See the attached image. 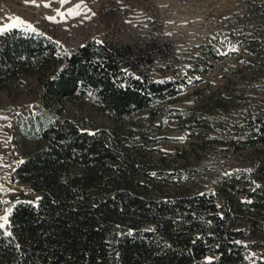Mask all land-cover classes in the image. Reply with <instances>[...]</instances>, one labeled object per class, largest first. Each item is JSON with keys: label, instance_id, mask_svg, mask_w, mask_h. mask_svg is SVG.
<instances>
[{"label": "trees", "instance_id": "16d2710c", "mask_svg": "<svg viewBox=\"0 0 264 264\" xmlns=\"http://www.w3.org/2000/svg\"><path fill=\"white\" fill-rule=\"evenodd\" d=\"M254 16L250 32L232 41L249 58L240 84L231 88L229 79L185 115L171 116L193 139V154L230 153L248 164L208 194L169 193L182 175L159 170L151 149L138 143L151 139L124 122L154 117L155 105L186 82L177 75L158 83L146 73L160 45L87 42L67 54L40 34L0 35V88L25 77L41 87L40 111L22 129L34 142L15 170L17 183L39 199L14 207L12 236L0 233V264H205L206 257L248 264L250 248L260 250L256 264H264V9ZM202 48L207 57L187 73L208 74L212 60H223L213 45ZM78 96L93 97L114 126L71 118L67 104ZM178 158L189 161L185 152ZM187 172L183 183L194 182Z\"/></svg>", "mask_w": 264, "mask_h": 264}, {"label": "rangeland", "instance_id": "374dc122", "mask_svg": "<svg viewBox=\"0 0 264 264\" xmlns=\"http://www.w3.org/2000/svg\"><path fill=\"white\" fill-rule=\"evenodd\" d=\"M45 4L50 6L45 7ZM77 4H82V14L67 15V9ZM263 5L262 0H69L64 5L59 0H0V25L11 22L7 17H19L33 25L36 31L23 26L13 29L40 34L56 43L61 53L67 54L87 42L102 41L134 47L144 43L160 45L159 49L156 48L158 54L154 64L146 73L158 83L176 80L177 75L185 77L186 82L180 85V93L176 97L155 105L154 117L140 114L124 122L129 121L141 128L137 137L144 135L151 139H140L138 143L151 149L150 155L159 170L182 175L180 184L167 189L169 193L208 194L225 173H232L248 164L242 156L230 153L201 150L198 155L193 154V139L171 116L178 112L185 115L187 109L201 103L208 90L224 86L229 79L233 81L231 88L240 84L239 75L248 73L246 60L249 58L246 48L232 41L241 39V31L250 32L249 21L255 20L254 15L264 9ZM58 9L64 13L63 17L58 14ZM47 17H55V21ZM208 44L215 47L223 60H212L214 68L208 74L187 73L195 67L200 56L207 57L202 54V47ZM239 70L244 71L237 74ZM40 93L41 87L35 77H25L20 82L0 88V117H7L0 118V164L3 165L0 166V185L5 187L0 194L3 200L37 202L35 192L17 183L15 170L20 164L17 162L25 157L34 142L22 133V129L29 124L30 117L39 113ZM73 101L67 104L71 118L81 119L86 126L94 128L114 126L96 109L93 97L78 96ZM236 114L233 112L232 115ZM161 122V129L154 127ZM182 152L187 153V163L178 158ZM187 171L194 173V182L185 184ZM8 206L1 205L0 215ZM244 242L252 243L253 240ZM260 258V250L249 249L248 264H256Z\"/></svg>", "mask_w": 264, "mask_h": 264}, {"label": "snow or ice", "instance_id": "6c2138e0", "mask_svg": "<svg viewBox=\"0 0 264 264\" xmlns=\"http://www.w3.org/2000/svg\"><path fill=\"white\" fill-rule=\"evenodd\" d=\"M33 2H34V0H33ZM68 2H69V0H59V3L61 5H64ZM49 6H50L49 4H45V7H49ZM81 7H82V4H77L73 8L67 9V15H70V16L81 15L82 14L80 12ZM57 12L62 17L64 16V13L60 12L59 9L57 10ZM6 19L11 21V22L10 23H3L2 25H0V35L4 34L7 31H10L13 28H20L22 26L26 27L27 29H29L33 32L36 31V29L33 25L23 21L19 17H7ZM47 19L55 21V17H47ZM100 43H102V41ZM0 118L7 119V117H0ZM8 126L11 127V125H8ZM0 160H2V157H0ZM17 163H23V161L21 160V161H18ZM0 166H3V165L0 164ZM227 174L228 173H225V175H227ZM153 175H155V174L153 173ZM4 191H5L4 185H0V192H4ZM38 199L39 198H37V200ZM20 202L21 201L19 199H15L13 201L0 199V204L9 205L8 207L4 208V214L0 215V233H2L5 236H8V237L12 236V232L9 231V228L11 227L9 217H10L11 213L13 212L14 205L18 204ZM28 203L35 204L34 201H28ZM129 234H131V230L129 231ZM235 243H241V242L235 241ZM17 248H19V245H17ZM212 260H213L212 257H206L205 258V264H212Z\"/></svg>", "mask_w": 264, "mask_h": 264}]
</instances>
